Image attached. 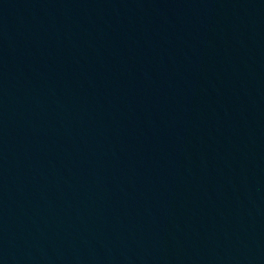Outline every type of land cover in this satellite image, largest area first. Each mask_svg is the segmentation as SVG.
Instances as JSON below:
<instances>
[{
  "label": "water",
  "instance_id": "obj_1",
  "mask_svg": "<svg viewBox=\"0 0 264 264\" xmlns=\"http://www.w3.org/2000/svg\"><path fill=\"white\" fill-rule=\"evenodd\" d=\"M0 264H264V0H0Z\"/></svg>",
  "mask_w": 264,
  "mask_h": 264
}]
</instances>
